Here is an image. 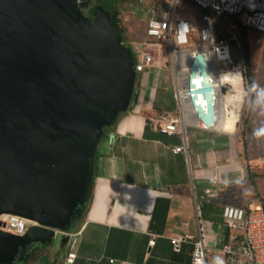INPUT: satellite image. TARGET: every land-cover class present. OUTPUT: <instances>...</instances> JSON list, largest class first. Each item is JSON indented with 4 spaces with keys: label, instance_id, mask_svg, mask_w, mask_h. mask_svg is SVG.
Listing matches in <instances>:
<instances>
[{
    "label": "water",
    "instance_id": "1",
    "mask_svg": "<svg viewBox=\"0 0 264 264\" xmlns=\"http://www.w3.org/2000/svg\"><path fill=\"white\" fill-rule=\"evenodd\" d=\"M90 13L78 0H0V215L32 222L0 229V264L72 229L103 129L130 106L134 51L102 6Z\"/></svg>",
    "mask_w": 264,
    "mask_h": 264
},
{
    "label": "crops",
    "instance_id": "2",
    "mask_svg": "<svg viewBox=\"0 0 264 264\" xmlns=\"http://www.w3.org/2000/svg\"><path fill=\"white\" fill-rule=\"evenodd\" d=\"M112 2L108 10H118L117 0ZM129 33L124 44L133 49L143 40H132ZM163 60L136 74L129 108L103 130L81 218L18 264H69L70 252L75 254L72 264H190L191 245L175 252L169 238L196 235L198 228L206 232L207 248L224 260L222 245L237 244L235 238L228 240L223 210L237 206L242 196L240 143L225 128L188 126L183 134L170 135L152 125L151 118L176 113ZM176 146L185 150L174 152ZM219 174L222 183L212 185L211 178Z\"/></svg>",
    "mask_w": 264,
    "mask_h": 264
},
{
    "label": "built area",
    "instance_id": "3",
    "mask_svg": "<svg viewBox=\"0 0 264 264\" xmlns=\"http://www.w3.org/2000/svg\"><path fill=\"white\" fill-rule=\"evenodd\" d=\"M146 8L147 20L145 22V40L133 47L135 54L134 71L136 74L144 72L159 63L163 58V68L172 78L173 97L176 104V113L151 118L152 125L166 134H183L185 128L193 126L201 130H220V123L226 119L236 101H231L234 91L233 84L221 83L213 91L207 85V81L201 80L200 86L192 81L198 76L211 75L214 79L220 76L219 65L222 64L228 71H238L243 82L241 67L234 66L231 45L235 44L238 53L241 44L238 35L239 19L241 26L253 29L264 34V0H254L256 7L249 8V0H150ZM190 3L199 11L198 16L177 13V5ZM212 18L209 25L208 19ZM127 21V20H126ZM181 22L189 25L187 30L181 26ZM211 31L215 43L223 52L227 48L228 57L218 59L215 53L207 62L206 68L201 66L190 53L197 49L202 51L208 47V42L202 38L203 31ZM237 83V84H238ZM232 92V93H230ZM230 93V96H229ZM200 94L209 102L210 112L215 116L211 125H206L201 110L194 103L196 96ZM237 113V122L240 113ZM185 150V146H176L174 152ZM244 180V174L242 176ZM212 185L222 183L219 175L211 178ZM211 193L210 190H207ZM226 209H232L233 215H226ZM223 218L229 222L228 240L235 238L237 244L224 243L221 252L225 256V264H264V209L260 202L244 197L242 206H226L223 210ZM32 222L17 215H0V229L15 235H23ZM238 231L237 236H231L230 231ZM56 233L59 231L55 230ZM170 245L175 252H180L186 244L191 245L190 264H208L206 246L201 229L196 235L191 233H178L169 238ZM154 244V237L149 242ZM75 254H67L65 261L72 264Z\"/></svg>",
    "mask_w": 264,
    "mask_h": 264
},
{
    "label": "rangeland",
    "instance_id": "4",
    "mask_svg": "<svg viewBox=\"0 0 264 264\" xmlns=\"http://www.w3.org/2000/svg\"><path fill=\"white\" fill-rule=\"evenodd\" d=\"M81 3V10L88 15V10L90 7L97 5L99 1L97 0H78ZM107 4H111L112 0H103ZM117 0V5L119 6V18L120 25L124 26L126 32V39H128L129 28L131 32L129 33L132 40H145V22L147 20L146 8L148 7L150 0H129V5L124 4L125 1ZM78 2V3H79ZM101 2V1H100ZM99 2V3H100ZM130 6L131 8L123 7ZM177 13L187 14L192 16H198L199 11L195 6L190 3H185L177 5ZM127 20V21H126ZM247 40L250 51V62L253 71V84L259 87H264V34L256 32L254 30H247ZM124 43V42H123ZM232 57L234 59V66L241 67L243 82L238 84V89L242 88L246 95L237 100L234 107V111L240 113V119L235 123L233 129L231 130L233 134L236 135L238 142L241 147L240 161L242 170L244 173V180L242 181V196L237 199V205H243V198H249L254 201L260 202L264 209V137H256L253 135L254 129L260 127L264 124V105L254 104L253 101L256 98V89L252 88L247 83L246 70H245V60L242 54L236 52L235 44L231 45ZM220 73L228 71L222 64L219 65ZM232 93V92H230ZM229 93V96H230ZM235 92L233 91L232 94ZM228 119V116L226 120ZM225 120V122H226ZM225 124V123H224ZM251 181L255 183V189L251 187ZM229 226V222L226 223ZM231 236H237L238 231H230ZM204 243L206 246V255L208 264H213V258L215 254L207 248V237L206 232H203Z\"/></svg>",
    "mask_w": 264,
    "mask_h": 264
},
{
    "label": "clouds",
    "instance_id": "5",
    "mask_svg": "<svg viewBox=\"0 0 264 264\" xmlns=\"http://www.w3.org/2000/svg\"><path fill=\"white\" fill-rule=\"evenodd\" d=\"M177 3H179V0H177ZM249 8H255L256 4L254 0H249L248 2ZM209 25L212 24V18H207ZM181 26L184 28V30H187L189 25L185 22H181ZM202 38L208 42V47H205L202 51H199L197 49L193 50L190 55L195 59L196 62H198L201 66H204L206 68L207 62L211 59L212 55L215 53L218 59H226L228 57V51L225 47L223 52L221 51L220 47L215 43V38L211 31L205 30L202 33ZM241 78V73L238 71H225L224 73L220 74L218 79H214L211 75L206 76H198L197 78L193 79V83L197 86H200L201 80L207 81V85L210 86V88L213 91H210L208 93L209 96L214 95V90L218 87L221 83H230L234 84L238 82ZM252 88L256 89V98L253 101L254 104L257 105H264V87H259L256 84H253L251 86ZM238 94L233 96L231 98V101H236L242 99L246 93L245 91L240 88L237 89ZM194 103L198 106V108L202 112L203 118L206 120V125H211L213 120H215V116L210 112L209 109V102L207 99L203 98L202 95L198 94L194 100ZM238 117L235 113H229L228 119L226 120L224 124V128L226 130H232L236 120ZM253 135L256 137H264V124H262L260 127L254 129ZM227 183V181H225ZM239 183V181H237ZM226 215H233L232 209H226ZM213 264H225V260L221 255H217L213 258Z\"/></svg>",
    "mask_w": 264,
    "mask_h": 264
},
{
    "label": "trees",
    "instance_id": "6",
    "mask_svg": "<svg viewBox=\"0 0 264 264\" xmlns=\"http://www.w3.org/2000/svg\"><path fill=\"white\" fill-rule=\"evenodd\" d=\"M97 1H99V2L101 1L102 2L103 0H97ZM99 2H98V4H99ZM79 5L81 6L80 2H79ZM94 6H92V7H94ZM92 7H90V9L88 10V13H89L88 15H86L85 12L83 10H81L83 17L87 18L89 21L93 20V16L90 13V10H91ZM103 9H104V11L108 12L110 23L117 30V32L120 34L122 42H124V37H125V33L126 32H125V29L123 28L124 26L120 25L121 21H120V18H119V15H120L119 10L110 8V11H107L105 9V7H103ZM234 21L237 22V24L239 26L238 27V35H239L240 44H241V47L239 49V53L242 54V57L245 60V64L244 65H245V70H246L247 83L249 85H252L253 82H254V79H253L252 66H251V62H250V60H251L250 51H249L248 40H247V30H249L250 28H246V27L241 26V23L239 22V19H235ZM251 30H253V29H251ZM105 129H106V127H104L103 130H105ZM250 183H251L252 189H255V183L253 181H251Z\"/></svg>",
    "mask_w": 264,
    "mask_h": 264
},
{
    "label": "bare ground",
    "instance_id": "7",
    "mask_svg": "<svg viewBox=\"0 0 264 264\" xmlns=\"http://www.w3.org/2000/svg\"><path fill=\"white\" fill-rule=\"evenodd\" d=\"M238 82H236V83H234L233 84V86H234V94H232L231 95V97H233V96H235V95H237L238 94V92H237V89H238V84H237ZM235 113L236 114V116H237V113H236V111H234L233 109H231V110H229V113ZM227 118V117H226ZM226 120V119H225ZM225 120H223L221 123H220V126H221V128L223 129L224 128V123H225ZM236 122H237V120H236Z\"/></svg>",
    "mask_w": 264,
    "mask_h": 264
},
{
    "label": "flooded vegetation",
    "instance_id": "8",
    "mask_svg": "<svg viewBox=\"0 0 264 264\" xmlns=\"http://www.w3.org/2000/svg\"><path fill=\"white\" fill-rule=\"evenodd\" d=\"M98 5L105 7V9H106L107 11H109V10H108V6H113V2H111V4L109 5V4L105 3L104 1H102V2H100ZM95 6H96V5H95Z\"/></svg>",
    "mask_w": 264,
    "mask_h": 264
}]
</instances>
